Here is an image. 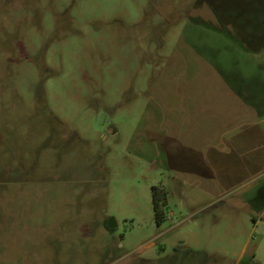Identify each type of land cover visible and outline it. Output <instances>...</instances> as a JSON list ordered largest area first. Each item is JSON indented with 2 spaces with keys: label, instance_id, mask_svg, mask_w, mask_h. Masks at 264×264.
Here are the masks:
<instances>
[{
  "label": "rangeland",
  "instance_id": "obj_1",
  "mask_svg": "<svg viewBox=\"0 0 264 264\" xmlns=\"http://www.w3.org/2000/svg\"><path fill=\"white\" fill-rule=\"evenodd\" d=\"M259 5L0 0V264H264Z\"/></svg>",
  "mask_w": 264,
  "mask_h": 264
},
{
  "label": "trees",
  "instance_id": "obj_2",
  "mask_svg": "<svg viewBox=\"0 0 264 264\" xmlns=\"http://www.w3.org/2000/svg\"><path fill=\"white\" fill-rule=\"evenodd\" d=\"M251 13H252L251 15L254 19L251 22L256 24L258 27L262 26V28L264 29V5H259L257 7H253L251 9ZM250 38H253L256 41V42L250 41V43H255V44L260 43V44H262V47H260V48L264 49V33L253 32L250 34ZM240 45L242 48H245V46H244L245 42H240ZM261 49L257 48L254 51H260ZM152 192H153V209H154V213H155V221H156V224L158 226H160V225H162V223L165 220V213H164V210L162 208V204H163V201H165L166 192L163 188L156 187V186L152 188ZM110 231H112V230H110Z\"/></svg>",
  "mask_w": 264,
  "mask_h": 264
},
{
  "label": "water",
  "instance_id": "obj_3",
  "mask_svg": "<svg viewBox=\"0 0 264 264\" xmlns=\"http://www.w3.org/2000/svg\"><path fill=\"white\" fill-rule=\"evenodd\" d=\"M112 222H113V221L110 220V221L108 222V224H107V226H108L109 229H112V228H113Z\"/></svg>",
  "mask_w": 264,
  "mask_h": 264
},
{
  "label": "crops",
  "instance_id": "obj_4",
  "mask_svg": "<svg viewBox=\"0 0 264 264\" xmlns=\"http://www.w3.org/2000/svg\"><path fill=\"white\" fill-rule=\"evenodd\" d=\"M256 223H257V221H256Z\"/></svg>",
  "mask_w": 264,
  "mask_h": 264
}]
</instances>
